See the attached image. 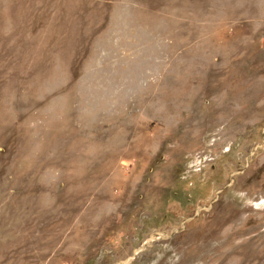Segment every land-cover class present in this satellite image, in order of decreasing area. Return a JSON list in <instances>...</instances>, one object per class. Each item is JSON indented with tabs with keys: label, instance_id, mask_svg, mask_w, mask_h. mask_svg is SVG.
Wrapping results in <instances>:
<instances>
[{
	"label": "rangeland",
	"instance_id": "rangeland-1",
	"mask_svg": "<svg viewBox=\"0 0 264 264\" xmlns=\"http://www.w3.org/2000/svg\"><path fill=\"white\" fill-rule=\"evenodd\" d=\"M0 264H264V0H0Z\"/></svg>",
	"mask_w": 264,
	"mask_h": 264
}]
</instances>
